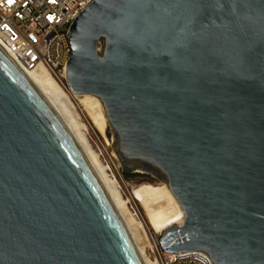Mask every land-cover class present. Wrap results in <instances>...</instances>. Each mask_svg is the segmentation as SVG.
<instances>
[{
    "label": "water",
    "instance_id": "95a60500",
    "mask_svg": "<svg viewBox=\"0 0 264 264\" xmlns=\"http://www.w3.org/2000/svg\"><path fill=\"white\" fill-rule=\"evenodd\" d=\"M66 84L128 176L165 184L171 255L264 264V0H93ZM140 172V173H137ZM0 264H143L72 134L0 46Z\"/></svg>",
    "mask_w": 264,
    "mask_h": 264
},
{
    "label": "bare ground",
    "instance_id": "6f19581e",
    "mask_svg": "<svg viewBox=\"0 0 264 264\" xmlns=\"http://www.w3.org/2000/svg\"><path fill=\"white\" fill-rule=\"evenodd\" d=\"M22 70L48 99L79 145L118 212L143 264H159L157 261L149 259L148 251L151 250V246L157 248L161 245L160 238L165 232L175 226L181 227L183 224L182 209L171 195L168 187L165 184H161L159 187L142 184L129 191V186L124 182L120 167L116 163L117 157L108 155L111 165L103 164L87 138L86 128L79 123L74 112L73 100L80 99V105L90 116L92 128L98 133L104 134L107 120L100 101L90 96H73L69 90L60 88L44 70ZM107 146H112L110 141ZM137 175L144 177L143 174ZM121 183L129 192V202L122 197ZM129 204L133 206L132 209Z\"/></svg>",
    "mask_w": 264,
    "mask_h": 264
},
{
    "label": "built area",
    "instance_id": "2783aa9c",
    "mask_svg": "<svg viewBox=\"0 0 264 264\" xmlns=\"http://www.w3.org/2000/svg\"><path fill=\"white\" fill-rule=\"evenodd\" d=\"M93 0H0V46L24 70L45 73L62 89L71 54L69 27ZM166 264H213L203 253L169 255Z\"/></svg>",
    "mask_w": 264,
    "mask_h": 264
},
{
    "label": "rangeland",
    "instance_id": "374dc122",
    "mask_svg": "<svg viewBox=\"0 0 264 264\" xmlns=\"http://www.w3.org/2000/svg\"><path fill=\"white\" fill-rule=\"evenodd\" d=\"M75 104V114L78 117V121L81 125H83L86 128V135L87 138L93 148V150L100 156L101 161L105 166L111 165L108 155H115L113 150V145L111 147L107 146L108 141L112 144V135L109 134V126L107 124L106 130L104 134L98 133L94 128H92V122L90 119V116L87 114L86 111H84V108L80 105V99L73 100ZM116 163L120 167L121 175L124 180V182L129 186V191H132V189L136 188L137 186H140L142 184H151L154 186L159 187L162 183L158 181H150L149 179H146L144 177H141L139 175H132L128 176L126 173L123 172L121 165L119 161L117 160ZM122 197L124 200L129 202V192L126 190L124 185L121 183V189ZM129 206L132 209V205L129 204ZM171 255L170 253L166 252L161 245H159L157 248H153L151 246V250L148 251V257L150 260H155L159 264H166L165 258Z\"/></svg>",
    "mask_w": 264,
    "mask_h": 264
},
{
    "label": "snow or ice",
    "instance_id": "6c2138e0",
    "mask_svg": "<svg viewBox=\"0 0 264 264\" xmlns=\"http://www.w3.org/2000/svg\"><path fill=\"white\" fill-rule=\"evenodd\" d=\"M11 2H12V0H9V3H11ZM51 2H53V3H54V2H55V0H51Z\"/></svg>",
    "mask_w": 264,
    "mask_h": 264
}]
</instances>
